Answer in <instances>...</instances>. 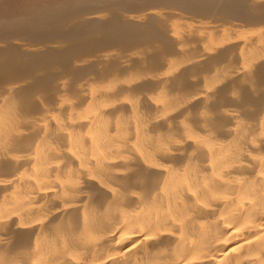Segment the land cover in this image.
I'll list each match as a JSON object with an SVG mask.
<instances>
[{"label": "bare ground", "instance_id": "1", "mask_svg": "<svg viewBox=\"0 0 264 264\" xmlns=\"http://www.w3.org/2000/svg\"><path fill=\"white\" fill-rule=\"evenodd\" d=\"M7 20L0 264H264V0Z\"/></svg>", "mask_w": 264, "mask_h": 264}, {"label": "rangeland", "instance_id": "2", "mask_svg": "<svg viewBox=\"0 0 264 264\" xmlns=\"http://www.w3.org/2000/svg\"><path fill=\"white\" fill-rule=\"evenodd\" d=\"M39 1L40 0H0V14L1 13L3 14L5 12V14H3V15H6L7 19H8V16H9V18H11V17L13 18V17H16L18 15V11L20 9H26V8L30 9L31 7H33V3L39 2ZM127 1H129V0H127ZM132 1H134V0H132ZM7 13H8V15H7ZM7 19L5 21L3 18L0 17V20L3 21L2 22L3 24H0V25L3 27H5V26L6 27H9V26L13 27V26H11V24L8 22ZM4 22H6V24ZM23 26L24 25L17 26L16 27L17 30H15V34H12V32L10 34L15 36L16 38H20L24 42L33 44V35H31L28 32V27L25 26L26 28L25 27L23 28ZM21 35H23V36H21Z\"/></svg>", "mask_w": 264, "mask_h": 264}]
</instances>
